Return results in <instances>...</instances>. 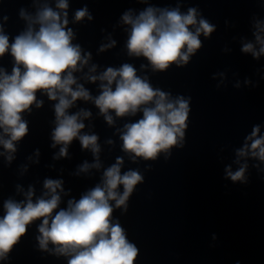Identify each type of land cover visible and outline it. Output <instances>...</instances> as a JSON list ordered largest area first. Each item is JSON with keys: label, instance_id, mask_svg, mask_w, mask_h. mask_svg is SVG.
<instances>
[{"label": "water", "instance_id": "1", "mask_svg": "<svg viewBox=\"0 0 264 264\" xmlns=\"http://www.w3.org/2000/svg\"><path fill=\"white\" fill-rule=\"evenodd\" d=\"M58 0H0V24L10 44L26 30L20 9L35 15L48 5L55 11ZM68 28L91 59L81 72L74 73L92 97L100 94V81L88 82L85 75L96 65L93 75L108 67L133 65L137 75L147 77L153 88L169 93L171 99L184 97L189 113L184 137L179 145L158 154L155 160L136 158L123 151L120 139L125 124L143 118L142 111L134 116L116 117L109 125L91 101L78 100L69 114L81 110L91 112L83 119V134L98 136L100 168L81 172L87 162H97L90 149H83L79 139L68 147V156L55 159L62 145L52 147L51 134L55 124L54 105L41 92L37 99L41 108L32 106L22 113L29 133L16 143L14 159L6 160L7 152L0 145V217L4 202L26 200L31 187L33 202L43 196L46 179L62 180L58 190L66 208L70 199L79 200L89 190L102 184L103 173L122 158L121 174L133 170L143 176L124 207L113 205V223L125 230L129 242L138 248L135 264H264V162L237 155L251 135L254 126L264 136V55L258 59L242 48L252 43L257 51V22H264V0H67ZM87 7V17L75 22V12ZM169 10L179 8L186 14L190 7L215 30L210 36L200 35L201 48L190 56L186 65L172 64L165 71H153L144 57L129 56L127 40L130 25L122 22L125 12L139 15L147 7ZM7 17V20H4ZM38 30L39 25L35 26ZM195 31L194 28L191 29ZM264 36V33H260ZM115 41L103 52L101 45ZM13 57H0V69L11 74ZM144 65L145 67H141ZM75 87V86H73ZM114 88V85H113ZM2 134V129H0ZM7 138V137H5ZM108 141H112L109 143ZM38 152V155H37ZM247 165L245 182H233V173ZM18 189H22L18 190ZM123 192V186L118 189ZM41 221L28 226L25 236L0 264H68V257L39 248L37 237Z\"/></svg>", "mask_w": 264, "mask_h": 264}, {"label": "clouds", "instance_id": "2", "mask_svg": "<svg viewBox=\"0 0 264 264\" xmlns=\"http://www.w3.org/2000/svg\"><path fill=\"white\" fill-rule=\"evenodd\" d=\"M68 7L67 0H58L56 8L60 11L44 5L34 16L21 8L19 16L27 22V28L11 44L0 24V57L9 53L14 60L11 74L0 69V145L8 153L6 160L11 163L16 143L29 133L22 113H30L33 105L36 108L43 105V101L37 99V92L57 101L54 105L56 127L51 139L53 148L62 146L54 158L67 157L74 139H79L81 147L90 149L96 156L97 162L91 165L85 162L79 169L81 172L100 168V146L97 135H81L85 128L83 119L89 118L91 112L68 113L78 100L94 103L109 125L114 123L110 112L116 117H125L142 111L143 118L125 124L120 136L123 151L131 154L133 160L138 157L155 160L161 152L179 145L187 127L189 101L182 96L173 100L169 93L153 88L146 76L137 75L133 65L108 67L99 75L92 74L96 72V65H92L85 79L91 83L101 82L97 97H92L84 85L78 83L74 73L88 65L91 53L82 55L81 46L72 43L75 34L67 27ZM197 16L195 7H190L186 14L179 8L169 10L151 6L137 16L130 10L125 12L122 22L130 25L128 55L146 58L153 71H165L172 64L186 65L190 56L202 46L200 35L208 37L215 30V26L203 18L198 20ZM86 17L92 19L85 6L75 12L74 21L80 22ZM36 25H39L38 30ZM256 27L258 31L254 35L260 45L259 51L252 43L245 44L242 51L258 59L264 55V36L260 34L264 33V22H257ZM114 46L115 41H111L101 45L99 50L103 52ZM259 133L260 127L254 126L246 138L251 144L245 143L238 156L250 154L264 162V136ZM122 164V158L118 157L116 163L104 171L102 184L86 192L78 201L70 199L67 207L58 211L62 180L46 179V191L35 202L31 187L25 193L26 200H6L4 215L0 217V260H6L27 233L28 226L40 220L39 248L49 251L51 243L56 255L69 258L68 264H135L139 250L129 242L120 224L113 223L114 208L110 201L115 202V208L126 209L129 197L135 186L143 181V176L133 170L121 174ZM246 169L247 165L234 173L228 170L227 175L233 182H245ZM121 185L122 193L118 191Z\"/></svg>", "mask_w": 264, "mask_h": 264}]
</instances>
